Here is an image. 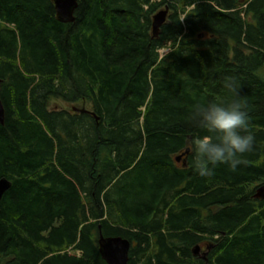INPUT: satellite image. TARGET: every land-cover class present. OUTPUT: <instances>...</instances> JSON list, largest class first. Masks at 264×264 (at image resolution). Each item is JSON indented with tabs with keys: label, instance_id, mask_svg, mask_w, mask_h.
<instances>
[{
	"label": "trees",
	"instance_id": "trees-1",
	"mask_svg": "<svg viewBox=\"0 0 264 264\" xmlns=\"http://www.w3.org/2000/svg\"><path fill=\"white\" fill-rule=\"evenodd\" d=\"M72 15L0 0V264H106L99 226L129 240L128 264H264V0H76ZM226 78L255 150L201 177L176 157L201 134L191 106L232 98Z\"/></svg>",
	"mask_w": 264,
	"mask_h": 264
},
{
	"label": "clouds",
	"instance_id": "clouds-1",
	"mask_svg": "<svg viewBox=\"0 0 264 264\" xmlns=\"http://www.w3.org/2000/svg\"><path fill=\"white\" fill-rule=\"evenodd\" d=\"M232 98L226 101L194 103L190 109V122L201 134L187 144L191 166L201 177L210 176L221 166L236 171L244 163L241 157L255 150L256 139L249 132V106L240 92V85L232 78L223 84Z\"/></svg>",
	"mask_w": 264,
	"mask_h": 264
},
{
	"label": "water",
	"instance_id": "water-1",
	"mask_svg": "<svg viewBox=\"0 0 264 264\" xmlns=\"http://www.w3.org/2000/svg\"><path fill=\"white\" fill-rule=\"evenodd\" d=\"M55 3L56 17L60 21L72 20V11L76 6V0H53ZM166 10L159 11L154 15L153 29L156 32L158 26L164 21ZM4 110L0 101V122H3ZM188 149L183 154H187ZM182 155H179L176 160L179 161ZM10 187V181L6 178L0 179V200L3 193ZM255 198L264 199V183L259 185L253 195ZM100 229V226H99ZM98 250L101 258L106 264H128L129 260V249L131 243L128 239L121 236H107L104 237L99 231L98 236ZM194 254L199 252V246H196L193 250Z\"/></svg>",
	"mask_w": 264,
	"mask_h": 264
},
{
	"label": "rangeland",
	"instance_id": "rangeland-1",
	"mask_svg": "<svg viewBox=\"0 0 264 264\" xmlns=\"http://www.w3.org/2000/svg\"><path fill=\"white\" fill-rule=\"evenodd\" d=\"M164 7H159L158 9H157V11L158 10H161V9H163ZM156 11V12H157ZM155 12V13H156ZM165 52V50H160V53L162 54V53H164ZM74 105V106H73ZM73 105H71V104H68V103H65V102H62V101H58V102H53L52 103V106H55V107H58V108H65V109H70L71 110V108L72 107H75V108H80L81 106L83 107L85 104H84V101H77L76 103H74ZM179 163L181 162V159L178 161ZM206 249H205V246L203 245V244H201V253H203L204 251H205ZM71 253H73V251H70Z\"/></svg>",
	"mask_w": 264,
	"mask_h": 264
}]
</instances>
